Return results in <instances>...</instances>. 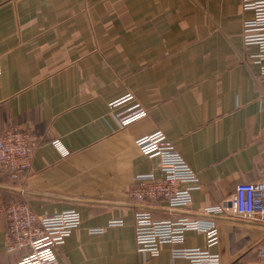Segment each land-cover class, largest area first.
Masks as SVG:
<instances>
[{
  "label": "crops",
  "instance_id": "crops-1",
  "mask_svg": "<svg viewBox=\"0 0 264 264\" xmlns=\"http://www.w3.org/2000/svg\"><path fill=\"white\" fill-rule=\"evenodd\" d=\"M242 0H0V134L32 128L31 167L0 165V193L39 215L76 209L81 224L56 247L60 264H190L164 244L137 250V174L160 175L136 144L162 130L199 175L186 209L153 207L155 218L217 223L210 250L222 264H263L264 222L203 214L229 206L239 182L264 181V76L242 31ZM133 93L147 114L121 126L108 103ZM55 141V142H54ZM121 220V223H112ZM0 215V264L30 248L8 247ZM185 246L205 247L188 230Z\"/></svg>",
  "mask_w": 264,
  "mask_h": 264
},
{
  "label": "built area",
  "instance_id": "built-area-1",
  "mask_svg": "<svg viewBox=\"0 0 264 264\" xmlns=\"http://www.w3.org/2000/svg\"><path fill=\"white\" fill-rule=\"evenodd\" d=\"M241 6L244 11L252 12L243 21V42L246 46L257 45L258 51L249 60L264 76V0H242ZM108 106L121 126L147 114L131 92L110 101ZM136 144L144 154L158 159L160 170V175L153 171L137 174L134 178L137 184L129 191L132 200L141 205L134 215L137 250L157 255L164 244H169L173 257H185L190 264H222L219 253L210 250L219 238L214 220L187 216L158 219L152 213L153 207L163 206L170 212L188 208L193 201V190L200 187L198 173L162 130L140 136ZM36 147L32 128L11 125L0 134V165L11 176H20L31 167ZM227 210L233 216L264 222V181L239 182L229 206L210 205L201 211L211 215L224 214ZM0 215L7 220L8 247L30 248L17 264H60L56 247L81 224L80 213L74 208L39 215L29 204L5 200L1 193ZM112 223L119 224L121 220ZM188 230L203 232L206 246H185ZM259 258L264 264V244L259 249Z\"/></svg>",
  "mask_w": 264,
  "mask_h": 264
}]
</instances>
